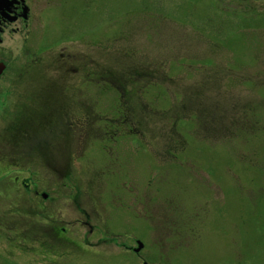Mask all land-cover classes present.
Segmentation results:
<instances>
[{
    "label": "rangeland",
    "instance_id": "obj_1",
    "mask_svg": "<svg viewBox=\"0 0 264 264\" xmlns=\"http://www.w3.org/2000/svg\"><path fill=\"white\" fill-rule=\"evenodd\" d=\"M26 4L4 76L25 72L22 48L49 55L39 77L0 80V102L15 80L0 264H264V0ZM48 90L58 111L29 118L18 96ZM87 107L91 123L73 124Z\"/></svg>",
    "mask_w": 264,
    "mask_h": 264
},
{
    "label": "flooded vegetation",
    "instance_id": "obj_2",
    "mask_svg": "<svg viewBox=\"0 0 264 264\" xmlns=\"http://www.w3.org/2000/svg\"><path fill=\"white\" fill-rule=\"evenodd\" d=\"M27 0H0V45L3 43L4 40V35L9 33V34H14V33H23L24 35H26V33L28 32V28L30 26V21H31V15L29 12V7L26 4ZM23 46V45H22ZM21 50H23V53L21 56V58L24 59V62H22L20 65H17L18 70L22 69L23 71H25L24 73H18L17 75L13 76L14 73H12L11 76H4V74L7 71V68L10 66V62L8 63L7 60L4 58L3 53L5 52L3 48H0V64L3 65V69L0 73V80L1 78H17L18 76L22 77L23 74L27 75L28 78H36L39 77L40 75H30L31 71L37 70L39 68V64L42 63L43 59L45 58V56L49 55V49L46 48H42L41 50H39V52H33L32 50L30 51L29 48H22ZM60 57H62V54H59ZM82 55L76 54V55H67L66 60H62L61 58V62H65V61H70L72 63H76L79 61H82ZM87 58V57H86ZM85 58V59H86ZM14 65L16 64L15 61L13 60ZM90 63H91V59H90ZM19 64V63H18ZM92 64V63H91ZM92 65H86L85 69L83 70L84 72H86V76H89V74H91V67ZM50 67V65H47L45 68L48 69ZM83 67V66H82ZM77 66L75 67V73L79 70L76 69ZM81 68V67H80ZM79 68V69H80ZM57 69V68H56ZM17 70V72H18ZM12 72H14L12 70ZM62 75V74H61ZM60 75V76H61ZM77 77L78 74H75ZM57 77V76H56ZM42 78V77H41ZM12 79L10 80V85L8 86L10 88V90H6L4 91L2 94V101L0 102L1 106L4 107V111L6 113V116L8 117V121L7 119L5 121H7L5 123L4 129L3 131H5L6 135L10 136L9 139H6L5 143L9 144V141H12V131H13V111L9 112L10 109L12 108V106L14 105L15 102V98H14V93L13 91V83L15 82V80ZM8 81V80H7ZM27 81V80H26ZM28 83H31V81H27ZM51 82V81H50ZM48 82V83H50ZM47 83V81H46ZM43 88V85L41 86ZM46 88H51V86H48L47 84L45 85ZM44 87V88H45ZM8 88V89H9ZM61 92V91H60ZM58 91H39V92H28L26 93V96H18V100L21 99V103H27V105H29V107L27 108L30 112H32L29 115V118H32L34 113V110H38L39 109H45L43 108L45 106L46 103H51V109L54 112L58 111V107H55L56 104H58V101H56V97L58 96ZM76 97V96H75ZM10 115V117H9ZM77 117L72 116L73 124H79L82 126V122L78 121V119H76ZM78 121V123H77ZM34 125H36V123H32ZM76 126V125H75ZM37 127V126H36ZM34 127V128H36ZM81 128V127H79ZM31 130H33L31 128ZM3 140V139H2ZM76 145H78L79 142H81L80 140H75ZM82 142H84V140H82ZM57 154V153H56ZM58 157V156H57ZM10 166H12V161L9 158H6L0 153V176H6L8 178L14 177V175L12 174L13 171ZM7 168V169H6ZM3 171V172H2ZM62 229V228H61ZM52 239H54L55 241H57V243H70L72 245H77L79 246V241L78 240H73L71 239L69 236L67 235H51ZM85 240L84 242L87 243L86 240V236L84 237ZM123 246L125 247V245L123 244Z\"/></svg>",
    "mask_w": 264,
    "mask_h": 264
},
{
    "label": "trees",
    "instance_id": "obj_3",
    "mask_svg": "<svg viewBox=\"0 0 264 264\" xmlns=\"http://www.w3.org/2000/svg\"><path fill=\"white\" fill-rule=\"evenodd\" d=\"M87 109V111L86 112H82V115H84V116H82V117H80L79 119H78V121H80V122H82V125L84 124V123H86V125H89L90 123H91V112H92V108H90V107H87L86 108ZM75 116H76V113H75ZM118 120H119V118H118ZM17 130H19V129H17ZM62 143V142H61ZM50 148H48V150H49ZM48 150L46 151V150H44V152L46 153V152H48ZM56 154V153H55ZM65 154H67V156L66 157H68V154H69V152L67 151ZM64 154V155H65ZM61 156V155H60ZM11 179L13 180L14 179V177H11ZM62 229H61V227H59V228H57L55 225L53 226V228H52V230H50V233H51V235H62V236H64V234H62L60 231H61Z\"/></svg>",
    "mask_w": 264,
    "mask_h": 264
},
{
    "label": "water",
    "instance_id": "obj_4",
    "mask_svg": "<svg viewBox=\"0 0 264 264\" xmlns=\"http://www.w3.org/2000/svg\"><path fill=\"white\" fill-rule=\"evenodd\" d=\"M2 69H3V65L2 64H0V73H1V71H2ZM43 197H45V195L43 194ZM136 243H137V246H136V248L134 249V251H139L141 248H142V243L140 242V241H136Z\"/></svg>",
    "mask_w": 264,
    "mask_h": 264
}]
</instances>
